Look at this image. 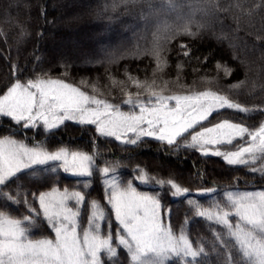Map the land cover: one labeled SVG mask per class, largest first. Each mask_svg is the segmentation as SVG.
<instances>
[{"label":"trees","instance_id":"1","mask_svg":"<svg viewBox=\"0 0 264 264\" xmlns=\"http://www.w3.org/2000/svg\"><path fill=\"white\" fill-rule=\"evenodd\" d=\"M60 1L0 0V21L4 23L0 30V89L17 78L26 82L38 76L52 77L75 85L93 79L105 96L117 103L124 99V89L128 88L131 76L141 82L155 80L161 95L210 90L249 109L248 112L229 108L214 111L204 122L205 127L225 119L250 128L264 122V0H173L175 7L168 0H94L82 13L64 17L58 8H52ZM67 19H71L66 24L69 28L94 19L93 28L108 29L111 40L101 41L89 50L82 49L79 55H72L68 50L56 55L51 49L52 38L63 40L69 31L67 27L53 25ZM22 22L31 32L23 51L12 60L8 46ZM186 25L196 33L194 36L183 34ZM181 44L188 46L190 56L183 55ZM156 48L166 57L167 67L161 59L157 68L153 55ZM178 65L183 66L182 70H178ZM121 108L126 107L121 105ZM200 130L198 126L189 131ZM6 133H17L27 142L42 141L50 148L66 146L98 154L94 157L93 175L89 177L68 175L58 165L51 164L22 172L12 183L0 188L2 192L18 196L19 203H10L0 196V205H12L28 214L24 201L35 207L30 193L36 186L43 190L53 187L79 190L86 194L89 203L96 200L104 209L101 234H115L118 225L107 204L105 185V180L115 176L123 185L131 181L139 192L159 193L163 222L177 234L183 228L195 245L205 248L201 264H227L228 254L215 235L222 229L196 217L189 201L208 207L221 202L227 190L264 188V173L252 171L253 167H264V159L259 158L261 154L257 153L258 159L253 165H229L222 157L204 155L197 148L186 147L191 142L190 134L178 138L173 145L154 137H142L131 144L114 136L100 135L95 125L72 120L48 131L40 124L24 128L0 116V136ZM241 143L244 141L237 139L234 145L219 147L221 151H235ZM105 166L115 167L107 179L99 171ZM52 167L57 170L51 171ZM140 170L147 173L146 182L138 179ZM169 179L188 188L189 194L174 197L168 187L161 188L157 183ZM205 189L214 191L199 194ZM81 208L89 209L86 204ZM35 234L42 236L47 231L37 229ZM115 264H130L127 253L122 251Z\"/></svg>","mask_w":264,"mask_h":264},{"label":"snow or ice","instance_id":"2","mask_svg":"<svg viewBox=\"0 0 264 264\" xmlns=\"http://www.w3.org/2000/svg\"><path fill=\"white\" fill-rule=\"evenodd\" d=\"M168 3L175 7L173 0ZM183 34L194 36L196 33L186 25ZM187 48L181 44L185 57L191 54ZM153 55L157 68H160L161 59L167 67V59L162 57L159 48ZM177 67L178 70L183 68L182 65ZM129 79L133 80L131 76ZM82 83L86 84L85 81ZM133 85L140 90L135 93L125 90L128 98L123 103L131 109L138 108L139 113L121 111L119 104L89 95L63 79L38 76L21 82L17 78L5 89H0V116L10 117L18 125L22 122L24 128L36 127L42 122L48 131L72 120L82 125H95L100 135L114 136L117 140H121L120 133L123 132L125 139L122 142L131 144H136L142 137H154L173 145L178 138L190 134L191 142L186 147L197 148L204 155L222 157L229 165H253L257 162V153L264 159V122L250 128L225 119L204 126V122L219 109L249 111L227 96L210 90L161 95L153 90L155 80L151 83L133 80ZM91 87L95 93L96 86ZM145 93L146 99L142 98ZM133 95L137 97L135 100ZM171 101H175V106L170 105ZM198 126L200 131L190 133L189 130ZM129 132L135 139L126 135ZM237 139L244 143L235 151L220 150V145H234ZM51 162H60L59 167L66 173L84 177L92 176L95 167L93 155L85 152L63 147L49 151L43 146L29 147L24 141L8 136L0 138V188L12 183L22 172L47 167ZM56 170V167L51 168L53 172ZM99 171L102 176L109 177L115 167L105 166ZM252 171L264 173V167H253ZM138 179L146 182L147 173L140 170ZM157 183L161 188L168 187L174 197H184L190 192L171 179ZM105 185L107 204L118 222L115 234H101L99 222L106 214L98 201L89 203L86 194L79 190L69 192L65 189L60 193L52 189L39 194V210L25 200L28 214L22 217L0 210V264H115L122 251L127 253L130 264H201L200 257L205 255V248L195 245L183 228L177 234L163 223L159 193L138 192L131 181L123 185L115 176L105 180ZM211 191L214 190L205 189L199 194ZM0 196L10 203H19L18 196L2 191ZM69 201L73 202L71 206ZM81 204L88 205L91 211L88 227H83L79 219ZM189 204L196 217L222 229L215 235L227 251V264H264V191L227 192L221 202L208 207L192 200ZM44 221L54 236L36 237L33 234Z\"/></svg>","mask_w":264,"mask_h":264},{"label":"rangeland","instance_id":"3","mask_svg":"<svg viewBox=\"0 0 264 264\" xmlns=\"http://www.w3.org/2000/svg\"><path fill=\"white\" fill-rule=\"evenodd\" d=\"M93 1L94 0H61L56 5V7L52 6V8H58L59 13H60V15L62 17L68 16L69 14H72V15L75 14L76 15L77 13H82L83 10L88 9L89 4L92 3ZM70 20L71 19H67V21H58V22H55L54 25H53L54 28H58V27L66 28L67 27L66 29L69 31L68 32L69 36L67 38H64L63 40H60L57 37H53L52 38L54 43L52 44L53 46L51 47V49H52L53 53L56 54V55H62L66 50H68L72 55H76V54L79 55L80 52H82V49L89 50L90 47L97 46L101 41L111 40V36L112 35H110L107 32L108 29H105V28L102 27V28H99V30L98 29L95 30L96 28L95 29L93 28V26H96V25H93L96 22V21H94V19L91 21L92 25L89 22L88 23H86V22L85 23L84 22L80 23L79 22L78 24H76V26L74 28H69L68 26H66V24L68 22H70ZM24 22H25V20H24ZM24 22H22V24L19 26L18 32L15 33L14 37L11 39V42H10V44L8 46V51H9V54H10L12 60H16V58H18L20 53L23 51L25 43H26V41H27V39L29 37V34L31 32L29 30L28 26L26 24H24ZM1 24L4 26V23L0 21V30H2V27H3ZM118 44H120V43H118ZM50 78H52V77H50ZM21 82H25V81H21ZM66 83H68V82H66ZM73 85L81 88V90H83V91H86L89 95H96L97 98L105 99V100H107V101H109L110 103H113V104H119L121 111H124V112L135 111V112L139 113V109L138 108L131 109L130 106L125 105L123 103V101L128 98V96L125 93H124V99L121 100L122 102H117V103L111 102L105 96V94L102 92V90L99 87V85L97 84V82L95 80H93V79H92V81H89L86 84H83V83L79 82V83H77V85H75V84H73ZM92 85L96 86L97 91L95 93L92 92V87H91ZM127 86H128V88H125L124 91L126 90L128 92L135 93V92L140 90V89H137L133 85V80H129ZM159 89L160 88H158L155 85L153 90H155L157 93L161 94ZM136 98L137 97L135 95L132 96L133 100H135ZM142 98L146 99L147 98V93H145L144 97H142ZM121 105H124L126 108H121ZM170 105L171 106H175V101H171ZM8 118L11 119L10 117H8ZM11 121H12V119H11ZM21 124L23 125L22 122H21ZM38 124H40L43 128H45L43 126L42 122H38ZM210 126H212V125H210ZM145 127H147V126L145 125ZM207 127H209V126H207ZM120 134H121V141H123L125 139V134L123 132L120 133ZM126 135L127 136H130V135L134 136V134H132L130 132L127 133ZM5 136L11 137L12 139H15V140H18V141H24V143L27 144L29 147H32V146H43L49 151H57L58 149L61 148V147H53V148L47 147L46 144H44L42 141L41 142H37V143L27 142V141H25V139L21 135H19L17 133L16 134L15 133H6L4 135H1L0 138H3ZM133 139H135V136H134ZM211 147L212 146H209V148H211ZM63 148H67L70 151H81V150H74V149L66 147V146H64ZM81 152H84V151H81ZM97 154L98 153H96V152L90 153V155H93V157H96ZM59 163L60 162H51L50 164L59 166ZM66 174L73 175L71 173H66ZM74 176H78V175H74ZM110 178L111 177H109V180H110ZM106 179H107V177H106ZM52 189H57L58 192H60V193H62L65 190V188L60 189V188H57V187L48 188V189H44L43 190V189L39 188L38 186L34 187L31 190L30 199H31V202L34 203V205H35L34 208L35 209L39 210V208H40L39 200H38L39 194L43 193V192H49ZM68 191L71 192L73 190H68ZM246 191L247 192H260V191H264V188H260V187L259 188H254V189L233 188L231 190H227L226 193L227 192H246ZM141 193H143V192H141ZM68 203H69L70 206L73 204L72 201H69ZM81 207H82V204L80 206V213H81V216L79 218L80 222H81L83 227H88V218H89V216L91 214V211L88 208L87 209H82ZM0 210L9 211V212H11L12 215L18 216V217H22L23 215H26V212H23L21 209L16 208V207H14L12 205L7 206V207H4V206L0 205ZM111 213H112L111 214L112 217L116 221L114 213L112 212V210H111ZM42 218H43V215L41 213V219ZM116 223L118 225L117 221H116ZM38 229H42V230L47 231V234L42 235V236H54V234L52 233L51 229L48 227L47 224H45V225L43 224V226L39 227ZM33 234L36 237H39L38 235L35 234V232Z\"/></svg>","mask_w":264,"mask_h":264}]
</instances>
